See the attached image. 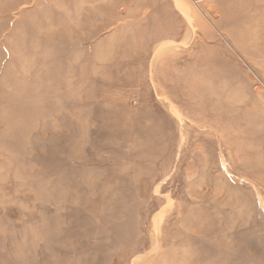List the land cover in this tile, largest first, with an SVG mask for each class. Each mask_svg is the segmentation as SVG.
Masks as SVG:
<instances>
[{
	"label": "rangeland",
	"instance_id": "rangeland-1",
	"mask_svg": "<svg viewBox=\"0 0 264 264\" xmlns=\"http://www.w3.org/2000/svg\"><path fill=\"white\" fill-rule=\"evenodd\" d=\"M0 264H264V0H0Z\"/></svg>",
	"mask_w": 264,
	"mask_h": 264
}]
</instances>
